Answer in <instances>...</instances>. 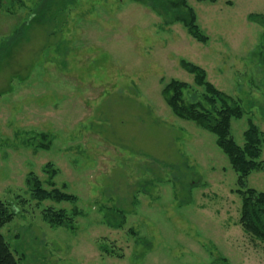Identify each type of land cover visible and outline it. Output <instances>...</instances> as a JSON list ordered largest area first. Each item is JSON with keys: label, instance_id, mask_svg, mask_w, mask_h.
<instances>
[{"label": "rangeland", "instance_id": "1", "mask_svg": "<svg viewBox=\"0 0 264 264\" xmlns=\"http://www.w3.org/2000/svg\"><path fill=\"white\" fill-rule=\"evenodd\" d=\"M185 1L205 42L151 0H72L40 22V0H0V44L18 40L0 46V202L14 213L0 232L19 264H264L214 135L161 94L171 79L201 91L184 60L238 100L230 132H262L245 185L264 192V23L250 18L264 0ZM29 177L75 199L38 200Z\"/></svg>", "mask_w": 264, "mask_h": 264}, {"label": "trees", "instance_id": "2", "mask_svg": "<svg viewBox=\"0 0 264 264\" xmlns=\"http://www.w3.org/2000/svg\"><path fill=\"white\" fill-rule=\"evenodd\" d=\"M140 1L145 2L146 0ZM197 1L213 3L216 0ZM151 2L153 8L160 7L171 20L182 23L193 39L198 42L207 40V36L196 23L193 8L185 0H151ZM71 3L72 0H40L38 7L36 6L32 11V15L38 22L41 21V17H46L47 20L52 7L62 9ZM173 8L176 11L170 12V9ZM250 18L259 23H264V16L250 15ZM17 41L16 34H13L7 40L2 41L0 46L14 45ZM263 58L264 53L262 54ZM180 65L188 74L192 75L194 85L200 88L201 91H195L197 93L195 94L186 82L171 79L161 89L164 101L174 116L191 121L214 135L215 144L226 156L230 167L237 174L235 192L240 198L238 223L246 234L264 242V192L245 185L246 177L263 166V161L260 160L263 134L249 120L248 128L242 133L243 144L238 145L230 132L231 120L241 118L244 112L238 100L216 88L207 79L205 70L200 66L184 60L180 61ZM27 183L32 196L38 200L72 201L75 199L58 189H44L35 177H29ZM13 214L12 210L9 211L0 202V229L11 220ZM43 219L52 226H71L70 221L72 218L62 209L46 208L43 211ZM0 264H19L15 253L11 250L1 232Z\"/></svg>", "mask_w": 264, "mask_h": 264}]
</instances>
